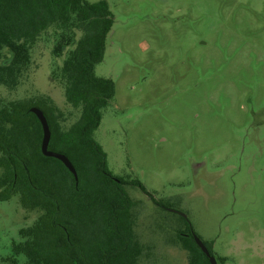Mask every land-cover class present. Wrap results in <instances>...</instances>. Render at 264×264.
I'll use <instances>...</instances> for the list:
<instances>
[{
    "label": "rangeland",
    "instance_id": "1",
    "mask_svg": "<svg viewBox=\"0 0 264 264\" xmlns=\"http://www.w3.org/2000/svg\"><path fill=\"white\" fill-rule=\"evenodd\" d=\"M86 1L113 17L95 74L115 95L93 138L114 176L143 186L126 185L139 264H188L179 233L217 264H264V0ZM51 46L41 41L17 90L0 93L50 97L69 128L79 112L51 78L62 64ZM38 216L0 201V264H26L13 243Z\"/></svg>",
    "mask_w": 264,
    "mask_h": 264
},
{
    "label": "trees",
    "instance_id": "2",
    "mask_svg": "<svg viewBox=\"0 0 264 264\" xmlns=\"http://www.w3.org/2000/svg\"><path fill=\"white\" fill-rule=\"evenodd\" d=\"M112 25L104 1L0 0V91L17 90L44 41L52 45V58L62 60L51 78L79 112L64 128V113L50 97L5 100L0 93V201L16 197L22 210L39 213L13 243L14 256L23 255L26 264H139L143 254L126 185L143 186L114 176L93 138L115 95L114 82L95 74ZM32 107L47 119L48 149L70 160L77 183L63 163L42 155V128ZM176 239L188 264H209L192 235Z\"/></svg>",
    "mask_w": 264,
    "mask_h": 264
},
{
    "label": "water",
    "instance_id": "3",
    "mask_svg": "<svg viewBox=\"0 0 264 264\" xmlns=\"http://www.w3.org/2000/svg\"><path fill=\"white\" fill-rule=\"evenodd\" d=\"M30 112L37 117L42 128V140L40 145L42 155L44 157L54 158L56 160H59L61 163H63V165L73 175L74 180L77 183L78 181L77 172L73 167L72 163L70 162V160L64 154L57 153L48 149L51 132L44 113L37 107L30 108ZM180 216H182L184 219L186 218L185 215L180 214ZM192 238L195 244L197 245V247L199 248V250L201 251V253L207 258L208 263L217 264L215 257H213V255L210 254L209 250L204 245V243L194 233H192Z\"/></svg>",
    "mask_w": 264,
    "mask_h": 264
}]
</instances>
